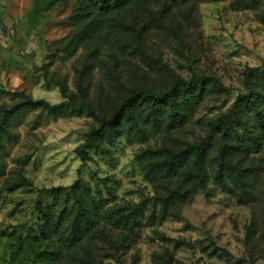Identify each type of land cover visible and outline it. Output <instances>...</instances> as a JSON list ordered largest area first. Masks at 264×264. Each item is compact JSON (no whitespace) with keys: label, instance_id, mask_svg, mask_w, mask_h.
I'll list each match as a JSON object with an SVG mask.
<instances>
[{"label":"rangeland","instance_id":"1","mask_svg":"<svg viewBox=\"0 0 264 264\" xmlns=\"http://www.w3.org/2000/svg\"><path fill=\"white\" fill-rule=\"evenodd\" d=\"M85 2L0 0V264H264V141L232 158L237 187L215 181L212 141L206 187L175 217L157 200L168 180L151 181L239 95L264 94V0H129L94 29L77 19ZM193 76L228 90L211 89L182 128L117 129L82 159L89 133L135 90ZM77 185L106 219L98 232H73ZM131 215L127 229L119 217Z\"/></svg>","mask_w":264,"mask_h":264},{"label":"trees","instance_id":"2","mask_svg":"<svg viewBox=\"0 0 264 264\" xmlns=\"http://www.w3.org/2000/svg\"><path fill=\"white\" fill-rule=\"evenodd\" d=\"M128 1L88 0V8H83L86 9V12H79L77 19L84 21L91 17L92 24H89L88 27L94 29L93 26H95L99 14H110L122 9L128 5ZM78 3L87 2L76 0V5ZM211 89L218 93H226L228 90L219 80L208 76H193L190 80L179 78L164 90H155L149 87L135 90L114 109L111 116L101 118L100 126L89 133L88 140L82 147V159L87 158L90 147L96 145L99 140L110 138L117 132V129H123L133 135H146L148 129L156 130L159 127H164L167 131L172 132L188 125L202 100L210 95ZM17 111L18 108H15L11 113ZM263 121L264 94L259 93L258 90H251L248 94L239 95L233 107L210 123L207 138L201 142L190 144L182 151H170L163 163H160L157 171L153 170L155 175L151 178L155 185L166 182L165 179L168 180L164 190L159 187L157 192L159 195L158 205L161 207L162 214L166 217H175L177 209L185 205L196 188L204 189L206 187L203 184V177H207L209 172L199 166L209 157L210 148L208 146L214 140L220 141L221 145L219 169L215 173V181L224 187H228L229 183L235 187L244 185L245 182L242 184L241 176H238L239 171L234 169L232 158L239 153H253L254 148L262 149L263 132L259 128L256 129V126H264ZM192 160L198 161L195 171H192V167H190ZM230 180L234 182H230ZM184 184H188L190 188L186 190ZM73 189L75 203L78 207L77 217L73 223V232L79 235L85 234L87 231L98 232V228L106 220L105 217L90 209V204L82 197L79 185L74 186ZM119 221L128 229L132 222V215L130 217L121 216ZM44 232L48 231L43 229L44 237L48 238L49 235Z\"/></svg>","mask_w":264,"mask_h":264},{"label":"built area","instance_id":"3","mask_svg":"<svg viewBox=\"0 0 264 264\" xmlns=\"http://www.w3.org/2000/svg\"><path fill=\"white\" fill-rule=\"evenodd\" d=\"M2 30V27H0V31Z\"/></svg>","mask_w":264,"mask_h":264}]
</instances>
